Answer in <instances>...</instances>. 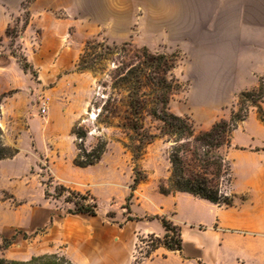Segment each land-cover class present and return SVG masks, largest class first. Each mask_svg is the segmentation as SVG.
Returning a JSON list of instances; mask_svg holds the SVG:
<instances>
[{
	"label": "rangeland",
	"instance_id": "rangeland-1",
	"mask_svg": "<svg viewBox=\"0 0 264 264\" xmlns=\"http://www.w3.org/2000/svg\"><path fill=\"white\" fill-rule=\"evenodd\" d=\"M217 1L172 0L171 8L153 16L140 0H0V7L14 11L0 30V138L19 149L15 159L0 164V202H6L0 207V245L2 237L15 238L6 250L0 249V257L27 261L57 254L73 264H146L153 258L154 235L143 234L145 217L161 213L158 185L169 175L170 145L157 139L147 146L138 162L147 179L133 192L128 214L124 207L133 165L123 147L127 136L119 127L124 95L113 96L121 100L115 113L102 112L111 94L107 73L114 65L109 62L101 74L93 75L77 72L75 64L91 40L105 39L117 46L130 43L133 49L146 47L153 54L178 53L173 75L181 88L171 96L169 110L178 116L187 112L195 133L206 131L215 122L228 120L238 94L254 91L259 79L248 73L249 66L239 63L245 54L256 52L244 48L242 24L232 25L234 32L227 31L221 11L227 0H220V8ZM180 7L183 15L177 17ZM242 18V11L238 12L233 24ZM227 41L231 74L221 82L219 96L212 93L217 83L213 78L218 68L225 67L219 50ZM21 57L34 75L22 71ZM253 80L256 86L249 90ZM260 106L264 116V100ZM256 120V109H251L248 126H255ZM142 124L149 133H158L159 122L143 116ZM76 125L87 132L83 143L87 151L98 140L107 143L94 166H74L79 141L71 131ZM235 131L227 159L233 178L241 182L246 159L238 156L242 152L235 146L249 139L241 130ZM61 186L90 194L97 205L96 216L69 215L72 205L65 203L69 194ZM55 189L62 192L60 198L55 197ZM45 191L49 196H44ZM187 198L178 199L183 213L201 211ZM128 216L134 221L127 222Z\"/></svg>",
	"mask_w": 264,
	"mask_h": 264
},
{
	"label": "trees",
	"instance_id": "trees-1",
	"mask_svg": "<svg viewBox=\"0 0 264 264\" xmlns=\"http://www.w3.org/2000/svg\"><path fill=\"white\" fill-rule=\"evenodd\" d=\"M27 1L30 3L33 0ZM18 61L24 73L30 72L34 75L23 57ZM178 61L179 56L176 52L153 54L146 47L133 49L130 43L117 46L115 43L109 44L104 39L102 42L96 40L86 42L75 64L77 72H90L93 75L101 74L109 62L114 65V68L107 73L111 94L102 112L106 115L115 113L117 102L120 103L121 100L117 101L113 96L124 95L125 110L119 127L127 136L123 147L131 155L133 165L130 194L124 207L128 214H130L133 192L147 179L145 171L139 167L138 162L143 159L147 146L157 139L170 145L169 175L158 185V191L162 196L185 193L217 206L233 207L236 196L229 194L233 176L231 164L227 159L233 144V133L248 118L251 109H256L258 121L264 124L263 110L260 106L264 100V78L260 77L254 91H243L238 94L236 109L231 112L228 120H219L208 130L195 133L193 122L188 116H178L169 110L171 96L181 88L173 75V71L178 67ZM143 116L159 122L157 134H151L144 128ZM71 134L79 141L76 145L78 154L74 159V166L87 168L96 165L105 153L107 143L98 140L87 151L83 146L87 132L76 125ZM18 153V148L5 145L0 138V161L12 159ZM60 189L69 194L65 198V203L72 205V209L68 211L69 215L96 216L97 205L90 194L67 190L63 186ZM61 191L55 189V197L60 198ZM44 196L47 197L49 194L45 191ZM9 199L14 200L13 197ZM240 200L245 201L246 197H241ZM19 205L21 204L14 206ZM112 216L113 214L110 217ZM145 219L158 220L165 231L161 238L153 236L151 252L163 248L168 252L181 253L182 239L178 226L173 225L165 216H146ZM128 221H134V218L128 216ZM22 237L27 239L25 233H22ZM14 240V237L10 239L2 237L0 249L6 250ZM0 264L73 263L61 255L44 254L32 256L27 261L7 260L0 257Z\"/></svg>",
	"mask_w": 264,
	"mask_h": 264
},
{
	"label": "crops",
	"instance_id": "crops-1",
	"mask_svg": "<svg viewBox=\"0 0 264 264\" xmlns=\"http://www.w3.org/2000/svg\"><path fill=\"white\" fill-rule=\"evenodd\" d=\"M140 1L146 2L153 16H157L158 10L171 8L172 2V0ZM233 1L234 4L232 0L222 4V15L227 18L224 27L227 31L234 32L232 25L242 24L244 48L256 50V52L250 55L245 54L239 63L249 66L248 73L254 79H258L264 75V0ZM217 5L220 8V0L217 1ZM183 7H180L177 17L183 15ZM241 11L242 21L234 20L233 24L232 17L235 18L238 12L241 14ZM12 13H14L13 10L0 7V30L7 26ZM227 43L221 44L219 50L225 67L218 68L216 77L213 78L217 79V83L212 93L219 96L223 86L221 82L227 80L231 74L232 52L230 41ZM208 63L210 62L207 61L205 65L208 66ZM255 86L256 81L253 80L249 90ZM203 92L206 93V91ZM225 97L226 93L219 100L222 101ZM186 113L183 112V116ZM246 120L235 131L241 130L247 135L249 141L247 144L235 146L240 149L239 152L243 153L238 156L245 157L246 163L241 182L238 177H235L230 187L229 194L236 196L234 206L230 208L217 206L185 193L161 196L159 208L161 213L158 215L166 216L173 225L180 228L182 251L181 253L168 252L159 248L146 264H264V124L256 120L255 126H248ZM260 134H263L262 137ZM246 148L251 151H246ZM16 156L1 160L0 164L13 160ZM241 196H246V200H240ZM179 197L192 199L194 201L192 203L201 208V211L192 210L183 213L178 207ZM3 205H6L5 201L0 202V207ZM180 215L181 219L177 221L176 218ZM145 221L147 228L143 231L144 235L163 237L165 231L158 220Z\"/></svg>",
	"mask_w": 264,
	"mask_h": 264
}]
</instances>
